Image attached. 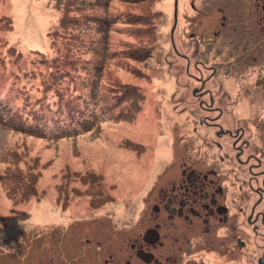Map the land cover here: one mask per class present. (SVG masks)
<instances>
[{"label": "rangeland", "instance_id": "rangeland-1", "mask_svg": "<svg viewBox=\"0 0 264 264\" xmlns=\"http://www.w3.org/2000/svg\"><path fill=\"white\" fill-rule=\"evenodd\" d=\"M253 1L0 0V264L102 262L104 247L106 263L134 264L156 223L163 264H257L246 237L220 246L153 210L181 183L179 146L204 144L193 64L218 69Z\"/></svg>", "mask_w": 264, "mask_h": 264}, {"label": "flooded vegetation", "instance_id": "flooded-vegetation-1", "mask_svg": "<svg viewBox=\"0 0 264 264\" xmlns=\"http://www.w3.org/2000/svg\"><path fill=\"white\" fill-rule=\"evenodd\" d=\"M223 11H227V7ZM223 16L231 18L232 13H224ZM241 21L242 18L236 16L233 30H230L233 35L226 38L225 44L219 40L220 49L228 45L230 50L219 56L218 69L205 65H200V69L196 63L193 64L194 74L189 75L195 78L196 83L200 80L195 95L199 101L204 144L197 146V152L193 145L179 146L183 150L179 173L181 183L174 184L179 177H173L174 181L170 184L173 188L163 191L153 210L158 217L164 215L174 230L183 226L192 232L201 230L204 236L214 232L220 246L224 245L225 239L243 249L246 246L243 237H246L247 245L253 246L252 254L253 250L260 251L257 264H264V0L253 1L247 28L240 24ZM232 43H235L236 49L232 48ZM237 54L243 60V70L248 71L246 75L241 74L240 83ZM189 60L187 57V70L191 64ZM229 69L234 78L230 82L236 83L230 91L221 80L230 72ZM218 75L220 78L216 82L214 76ZM209 131L213 136L212 145H208L207 141ZM192 151L198 155V161H192ZM160 225L156 223L153 229H148L158 235L155 242L148 243L143 237V243L132 246L134 253L130 258L134 264H163L156 257V251L153 252L155 246L161 245ZM103 228L106 237V224ZM239 230L246 231L245 235ZM88 231L92 236L98 233L99 227ZM60 242L62 251L67 247L64 245L66 239ZM85 242L89 244L90 241L85 238ZM102 243L96 242L95 245ZM103 251L102 262H97L96 258L93 261L87 257L90 255L81 252V256L77 255L79 259L74 262L70 259V264H114L110 259L106 263V247ZM138 253L152 256L151 261L144 262ZM60 254L58 257L63 258V253Z\"/></svg>", "mask_w": 264, "mask_h": 264}, {"label": "water", "instance_id": "water-1", "mask_svg": "<svg viewBox=\"0 0 264 264\" xmlns=\"http://www.w3.org/2000/svg\"><path fill=\"white\" fill-rule=\"evenodd\" d=\"M175 3H176V0H175ZM157 239H158V235L156 234L154 230H148L144 235V240L147 241L148 243H153ZM138 257L146 263H149L152 259V256L150 255L141 256L139 255V253H138Z\"/></svg>", "mask_w": 264, "mask_h": 264}]
</instances>
